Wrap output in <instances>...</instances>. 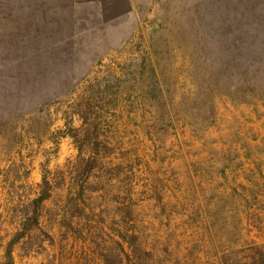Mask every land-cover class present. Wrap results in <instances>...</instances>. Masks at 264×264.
<instances>
[{"label": "rangeland", "instance_id": "obj_1", "mask_svg": "<svg viewBox=\"0 0 264 264\" xmlns=\"http://www.w3.org/2000/svg\"><path fill=\"white\" fill-rule=\"evenodd\" d=\"M226 1L52 0V22L21 54L23 121L0 126V264L44 176L53 194L40 227L14 246L15 264H104L91 240L118 253L120 232L138 233L166 264H224V252L264 246V100L222 97L213 124L197 128L181 115L198 103L200 47L212 43L206 14ZM82 101L102 109L110 154L92 179L96 214L80 219L64 208L78 155L68 127L81 125L73 111ZM122 200L135 221H120Z\"/></svg>", "mask_w": 264, "mask_h": 264}, {"label": "trees", "instance_id": "obj_2", "mask_svg": "<svg viewBox=\"0 0 264 264\" xmlns=\"http://www.w3.org/2000/svg\"><path fill=\"white\" fill-rule=\"evenodd\" d=\"M75 1L59 0V3L67 7L73 6ZM233 1V4L222 2L220 7H214V10L206 14L209 18L207 22L212 43L211 47H200V56L205 55L206 58H203L199 66L201 76L196 80L194 101L198 103L181 111L184 122L194 123L192 128H197L195 124H213L217 117V103L222 97H227L232 103L264 100V0ZM55 7L60 9V6ZM51 10L52 0H0V90L11 89L5 96L7 100L2 103L0 126L10 123L18 126L23 121L26 111H23L18 96L21 88V54L26 41L28 44L34 37L35 28H46V23L50 25L52 21H48V11ZM25 76L24 79H30L31 84L36 83L37 77ZM31 90L35 91L33 85ZM1 98L2 95L0 100ZM90 102L82 101L76 105L73 112L82 123L79 127H68V134L78 148V155L70 167V194L64 208V214L71 218L78 216L82 219L96 214L97 208L91 205L89 195L99 187H91L92 179L98 176L96 174L102 157L110 154V147L101 126L102 109ZM116 168L118 171L114 175H119L120 165ZM51 194L53 186L51 187L50 180L44 176L39 184L38 194L22 202L20 206L21 227L8 242L1 264H15L14 246L21 238L30 236L40 227L44 204ZM121 203L117 211L120 221L127 223V216L135 221L132 203L123 200ZM70 222H66L68 227L71 226ZM87 231L91 234L95 232L92 228ZM82 233L83 230L79 234ZM119 235L120 239L115 242L121 250L118 253L111 247L103 251L105 249H102V244L91 240L96 244V251H101L99 254L104 264H133V256L138 258L140 264L143 263L142 260L149 258L151 261L155 260L152 250L146 249L138 233L132 232L129 237L121 232ZM222 258L224 264H264V246L250 242L243 252L227 251ZM157 262L167 263L165 259L153 261L154 264ZM185 264L195 263L190 261Z\"/></svg>", "mask_w": 264, "mask_h": 264}]
</instances>
